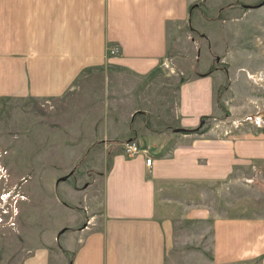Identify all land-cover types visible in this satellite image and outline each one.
Masks as SVG:
<instances>
[{
	"label": "crops",
	"instance_id": "obj_1",
	"mask_svg": "<svg viewBox=\"0 0 264 264\" xmlns=\"http://www.w3.org/2000/svg\"><path fill=\"white\" fill-rule=\"evenodd\" d=\"M242 1L245 14L264 11V2ZM189 14L190 0H0V98H59L94 77L103 90L88 116L98 140L86 144L92 152L72 180L73 171L55 182V205L39 208V237L19 264H165L175 225L190 217L213 230L212 257L202 253L199 264H264V214H215L201 191L188 200L201 183L221 185L228 163L221 141L176 131L197 128L215 109L212 74L175 83L166 69L169 29ZM128 140L148 151L150 166L125 152ZM230 155L232 169L236 146L234 162Z\"/></svg>",
	"mask_w": 264,
	"mask_h": 264
},
{
	"label": "rangeland",
	"instance_id": "obj_2",
	"mask_svg": "<svg viewBox=\"0 0 264 264\" xmlns=\"http://www.w3.org/2000/svg\"><path fill=\"white\" fill-rule=\"evenodd\" d=\"M218 1L190 0V25L185 20L169 29L166 69L174 82L196 73L215 79L214 113L201 118L203 124L197 126L203 135L192 138L221 141L228 162L221 185L201 183L188 200H199L201 191L215 214H264V160L256 157L264 146V30L254 21L259 17L264 26V11L254 8L245 14L250 11L242 0ZM101 83L94 77L84 88L59 98H0V264H19L25 250L33 248L39 237V208L54 207L57 179L73 171L72 180L76 166L92 152L86 144L98 137L87 132L93 122L88 116L101 108ZM235 146L238 164L231 169L230 149L234 162ZM175 229L165 264H199L202 253L212 257L210 220L198 223L190 217ZM188 232L192 240L183 241L181 235Z\"/></svg>",
	"mask_w": 264,
	"mask_h": 264
},
{
	"label": "built area",
	"instance_id": "obj_3",
	"mask_svg": "<svg viewBox=\"0 0 264 264\" xmlns=\"http://www.w3.org/2000/svg\"><path fill=\"white\" fill-rule=\"evenodd\" d=\"M117 47L111 46L109 49L110 54L116 53ZM124 150L127 154H142L145 157V164L147 166H150L151 164V157L149 156V153L146 149L140 148V146L137 144L134 140H128L123 143Z\"/></svg>",
	"mask_w": 264,
	"mask_h": 264
},
{
	"label": "water",
	"instance_id": "obj_4",
	"mask_svg": "<svg viewBox=\"0 0 264 264\" xmlns=\"http://www.w3.org/2000/svg\"><path fill=\"white\" fill-rule=\"evenodd\" d=\"M217 60H218V58H217ZM203 124V120H200V125H202ZM176 131H189V132H198V127L197 128H195V129H193V130H187V129H177ZM67 176L68 175H66V176H62L61 178H60V180H65L66 178H67Z\"/></svg>",
	"mask_w": 264,
	"mask_h": 264
}]
</instances>
